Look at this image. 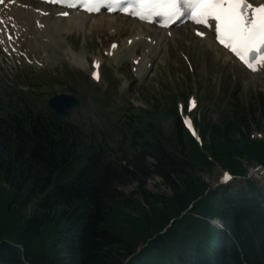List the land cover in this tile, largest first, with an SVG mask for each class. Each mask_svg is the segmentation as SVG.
<instances>
[{"label":"trees","instance_id":"1","mask_svg":"<svg viewBox=\"0 0 264 264\" xmlns=\"http://www.w3.org/2000/svg\"><path fill=\"white\" fill-rule=\"evenodd\" d=\"M233 118L203 117L202 148L180 121L167 135L150 119L125 139L133 162L114 166L73 124L0 100V264H264V198L244 166L264 165V141L251 139L248 111ZM218 166L246 186L212 189L204 174ZM153 177L170 194L148 191ZM129 181L138 189L124 194ZM216 217L225 231L208 221Z\"/></svg>","mask_w":264,"mask_h":264},{"label":"rangeland","instance_id":"2","mask_svg":"<svg viewBox=\"0 0 264 264\" xmlns=\"http://www.w3.org/2000/svg\"><path fill=\"white\" fill-rule=\"evenodd\" d=\"M116 22L122 24L119 19ZM122 29L125 30V26ZM137 33L138 30L135 28L134 35ZM130 35L122 31L117 39H124ZM111 37L114 35L104 27L98 28L95 32L86 29V32L62 33L64 42L57 43L58 52L56 54L52 52L45 66L36 68L35 72L23 59L20 65L17 61L1 58V94L9 98L14 95L19 99L30 96L36 98L34 102L36 106L45 108L47 99L52 96L60 94L79 96L82 105L84 104L83 109L74 110L70 119L84 130L89 127L92 129L103 127L105 133L103 140L112 148H116L119 142L117 135L119 122H124L127 118L126 125L138 124L137 119L143 118L145 125L154 117L148 119L142 117V110L149 111V108L160 110V105L174 106V101L178 105L179 102L186 101L190 95H197L200 103L194 117L198 118L201 113L206 114L211 123L218 124L247 111L251 122L260 115L258 101L264 102V76L258 78L249 75L240 67L228 62L225 55L210 50L203 42L191 39L192 35L190 37L187 30H178L174 40L169 37L166 46L152 61L150 72L142 79L132 75L131 62L116 66L111 58L104 56L108 51L106 41L113 39ZM64 46L72 48L75 54L88 59L89 66L86 70L74 68L68 63L63 55ZM30 54L33 52L30 51ZM160 54L164 59L161 60ZM94 57L103 58L104 62V82L102 80L100 84L92 82L89 76L90 60ZM185 58L188 59L189 65ZM34 66L36 64H33ZM45 92L47 97L44 96ZM42 96L45 97L44 100ZM162 120L165 127L173 126L171 120L165 118ZM255 123L250 124L254 136L264 133V124L258 129ZM205 141H208L207 136ZM244 166L251 181H254L264 194V168L257 169L256 164H250L248 161L244 162ZM204 177L210 182L212 189L218 190L216 187L220 186L222 170L216 167L211 175L204 174ZM245 186L246 181L239 177L233 183L231 191L234 193ZM137 189L138 184L134 181L120 187L124 194L133 193ZM146 189L153 194H170V190L162 183L160 177L149 179Z\"/></svg>","mask_w":264,"mask_h":264},{"label":"bare ground","instance_id":"3","mask_svg":"<svg viewBox=\"0 0 264 264\" xmlns=\"http://www.w3.org/2000/svg\"><path fill=\"white\" fill-rule=\"evenodd\" d=\"M5 5L9 7L8 13L4 16V23L0 25V29L5 30L6 34H11L13 38L19 37V41H26L27 44V50H31L33 53H36L37 57H39L40 60H47L49 57H51V53L53 54L57 53L56 42L62 40V33H70L72 31H81L86 32V29L95 32L98 28L104 27L107 28L108 31L118 33L120 31L119 29L122 28L121 24H119L117 21L118 18L116 17H109L105 15H99L97 17H88L86 15L78 14V13H71L68 18H59L58 15L60 12L58 11H50V14L48 17L43 16L41 13L36 14V9L30 5H26V2L18 3L20 1L13 2V0H6ZM41 11H44L43 9ZM46 12V11H45ZM122 22L126 21L125 19H120ZM14 25V27L12 26ZM137 26V27H135ZM131 24L128 26V29L121 30L119 34H122V31L128 32L131 34L128 40H133L131 46L125 44V46H118L117 49H114L112 55L114 59L120 60V54L124 51L127 52L126 56H123L122 59L128 58L127 60H138L136 56L137 48L141 46V49L143 50V57L140 60L137 74L140 77L145 76V74L149 70L150 63L148 59L152 58L151 55L156 57L158 49L161 48L162 42L164 39V36H162L163 32L159 31L156 32L154 29L146 24L136 23ZM47 29L51 39L49 43H42L41 40V32L40 29ZM135 28L138 30V35H134ZM185 30H190L189 28ZM167 34L165 37H167ZM134 35V36H133ZM193 36V33H190ZM138 36V37H136ZM135 37V38H134ZM151 38L152 42H148V39ZM191 37V39H193ZM0 39L3 41L4 46H10L12 42H8L5 40L4 35H0ZM124 40V39H121ZM205 40L209 42L211 45L212 43V50L214 52H217L218 50L216 45L213 41H211V38L209 35H206ZM18 42L15 41L13 45L17 47ZM50 45L51 47L48 48ZM35 55V57H36ZM63 55L66 57V60L70 63L72 67H76L77 69L85 70L86 60L85 57L77 56L73 50L68 47L63 50ZM226 58L229 61H233L230 57V55L227 54ZM37 59V58H36Z\"/></svg>","mask_w":264,"mask_h":264},{"label":"snow or ice","instance_id":"4","mask_svg":"<svg viewBox=\"0 0 264 264\" xmlns=\"http://www.w3.org/2000/svg\"><path fill=\"white\" fill-rule=\"evenodd\" d=\"M119 3L120 0H90L88 10H99V7L111 10ZM137 4L147 9L148 15L168 20L184 15L186 9L197 24H207L209 18H213L221 44L230 48L252 70H256L257 65L252 61L257 56L264 62V4L253 7L246 0H137ZM247 9L252 10L251 15ZM136 14L140 19L146 18Z\"/></svg>","mask_w":264,"mask_h":264},{"label":"water","instance_id":"5","mask_svg":"<svg viewBox=\"0 0 264 264\" xmlns=\"http://www.w3.org/2000/svg\"><path fill=\"white\" fill-rule=\"evenodd\" d=\"M74 106H79V101L74 96H56L49 101V107L59 115H69Z\"/></svg>","mask_w":264,"mask_h":264}]
</instances>
